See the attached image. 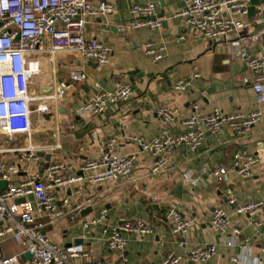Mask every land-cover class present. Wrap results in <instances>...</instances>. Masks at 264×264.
I'll return each mask as SVG.
<instances>
[{"label":"crops","instance_id":"1","mask_svg":"<svg viewBox=\"0 0 264 264\" xmlns=\"http://www.w3.org/2000/svg\"><path fill=\"white\" fill-rule=\"evenodd\" d=\"M101 1L89 0L93 5ZM108 1L115 2L116 11L105 18L89 17L87 38L102 41L112 48L110 64L95 67L90 64L92 62L72 54L55 57L50 79L57 70L60 79L69 81L68 72L76 66L87 73L88 79L74 84L59 102V113L53 106L49 113L40 117L35 123L32 143L35 146L58 145V149L45 153L44 161L61 162L67 174L77 175L87 160L101 157L107 140L116 138L119 142L117 155H136L133 174L119 182L94 184L87 180L82 196L76 195V185H71L67 193L57 190L58 204L63 207V200L68 199L69 205L64 209L72 214L55 223L45 218L44 233L62 247L68 248L78 242V246L89 250L95 259L109 264H162L169 253L187 256L195 247L209 244H216L218 248V255L211 264H255L256 261L264 264V216L249 217L236 212L240 205L264 200V162L253 168L248 179L233 170L237 152L246 150L255 154L259 143L264 148V103L258 102L251 84H245L246 78L254 77L237 57L240 48L252 56L264 53V0H251L248 13L241 18L242 29L217 41L185 26L176 17L186 0ZM137 4H154L156 15L153 19L160 20L161 27L128 29L130 9ZM149 44L166 47L164 58L158 63L145 51ZM58 57L66 60L61 73ZM196 74L200 76L195 78ZM261 78L264 80V75ZM181 79L189 82L183 93L175 89ZM96 83L103 91H113L117 83H127L133 96L127 103L112 105L103 114L83 119L78 111L85 100L98 92ZM50 88V85L43 87L42 94L48 93ZM32 90L37 93L34 87ZM194 105L204 114L215 109L224 114L244 115L260 110L263 119L248 138L226 128L220 134L206 135L195 152L185 145L180 146L169 157V170L151 176L153 155L142 151L130 137L150 142L162 131L157 115L160 107L174 108L185 118L193 113ZM181 131V127H176L171 133ZM93 133L98 134L97 139L93 138ZM16 144L24 145L26 140L21 138ZM2 158L11 165L17 164L16 155ZM31 168L35 171L38 167L32 165ZM216 169H225L227 174L211 178L210 173ZM185 175H190L194 183L186 181ZM25 177L20 174L16 181ZM88 207H92L93 212L82 215V210ZM170 208L177 209L185 218L196 220L183 247L178 243L179 238L171 234L170 223L165 220ZM215 208H222L230 216L232 225L225 238H219L210 227ZM103 209L107 210L105 221L85 228L87 221ZM122 218L143 220L153 232L147 236L125 235L128 241L125 250L111 252L105 231L118 225ZM234 227L241 229V236H234ZM244 238L249 240L246 247L242 243ZM226 239L232 245H228ZM25 251L18 238L0 241L4 257L17 256L22 260ZM233 257H237L239 263L234 262Z\"/></svg>","mask_w":264,"mask_h":264},{"label":"built area","instance_id":"2","mask_svg":"<svg viewBox=\"0 0 264 264\" xmlns=\"http://www.w3.org/2000/svg\"><path fill=\"white\" fill-rule=\"evenodd\" d=\"M251 0H186L185 6L178 13L185 26L199 30L205 37L220 40L239 32L243 23L241 18L248 13ZM116 11L115 2L103 0L93 5L89 0H0V182L5 181L7 188H0V241L18 238L24 245L31 259L25 263L17 257H4L0 252V264H109L102 259H95L91 252L82 246L62 247L54 242L44 229L49 218L50 223L72 214L65 211L69 200H63V207L58 204L55 192H68L71 185H76V195L82 196L83 184L89 180L94 184L108 181L119 182L133 174L136 155H117L119 142L116 138L107 140L104 152L97 159L87 160L79 169V174H67L66 166L58 161H44L47 151L58 149L56 146H35L32 138L35 133L34 115L40 117L54 111L59 113L58 104L65 98L75 83L88 79L87 73L76 66L68 72L69 81L60 79L58 71H53V78L44 87L51 86L50 91L38 95L32 90V81L44 74L43 59L49 56V62L55 65L58 54L79 56L85 62L109 65L112 48L96 39L87 38V19L89 17L105 18ZM154 4L133 5L130 9L131 19L127 24L130 30L150 27L160 28L161 22L153 19L156 15ZM264 35V32H263ZM146 53L155 63L164 58L166 47L161 45L146 46ZM237 57L253 74L254 79L246 78L245 84H251L258 102L264 103V53L260 56L248 55L243 48ZM196 74L194 77H199ZM189 82L181 79L175 89L179 93L186 91ZM98 90L91 98L85 100L78 111L83 119H90L105 113L112 105L127 103L133 91L127 83H117L113 91H103L98 83ZM188 117H180L176 109L160 107L157 115L162 131L152 141L132 136L142 151L150 152L154 157L149 171L151 176H158L169 170V157L177 148L185 145L191 152L197 151L208 134H220L224 129L234 131L238 136L248 138L256 125L263 119V113L255 110L248 115L241 113L224 114L215 109L204 114L197 105ZM181 127L182 131L172 134V130ZM24 138L26 144L16 142ZM93 138H98L93 133ZM5 155H16L17 164H10ZM264 148L257 145L255 154L246 150L237 152L233 159V170L237 175L248 179L252 170L264 162ZM32 165L36 170L32 171ZM41 169V172H40ZM20 174L25 178L16 181ZM227 174L225 169H216L210 173L211 178ZM184 179L194 183L190 175ZM31 197L32 200H29ZM25 199L23 203L17 200ZM90 203V201H88ZM80 211V208H78ZM240 215L264 216V200L238 206ZM107 210L87 221L85 228L105 221ZM74 219V217H71ZM170 223V231L179 238L181 247L186 245V236L194 227V218H185L177 209L170 208L165 214ZM231 219L222 208H215L211 215L210 227L225 238L231 228ZM107 247L111 252H123L127 246L125 235H150L152 228L143 220L122 218L118 225L106 230ZM234 236H241L239 227L232 228ZM248 239L242 243L246 247ZM232 245V242H228ZM218 255L216 244L195 247L187 256L169 253L162 264H211ZM232 260L239 263L237 257ZM255 264H262L256 261Z\"/></svg>","mask_w":264,"mask_h":264},{"label":"rangeland","instance_id":"3","mask_svg":"<svg viewBox=\"0 0 264 264\" xmlns=\"http://www.w3.org/2000/svg\"><path fill=\"white\" fill-rule=\"evenodd\" d=\"M59 61V68H60V73L62 72L61 70L63 68H65L66 65V60H63L61 57H58ZM49 56H46L43 59V63L45 66V71L44 74L41 75L40 77L35 78L32 81V87H34L37 90L38 95H44L43 93V87L49 82L50 79V73H52V67L53 64L49 62ZM45 92V91H44ZM34 122L37 123L38 122V116L34 115ZM44 119V118H42Z\"/></svg>","mask_w":264,"mask_h":264},{"label":"water","instance_id":"4","mask_svg":"<svg viewBox=\"0 0 264 264\" xmlns=\"http://www.w3.org/2000/svg\"><path fill=\"white\" fill-rule=\"evenodd\" d=\"M90 64L94 65L95 67L98 66L97 63H93V62H92V63H90ZM39 156L43 157L44 155H43V154H39ZM49 158H50V157H47L48 160H49ZM0 188H1L2 190H5V189L7 188V183H6L5 181L0 182ZM23 202H25V199H20V200H17V201H16V203H23ZM92 212H93V208H92V207H88V208L82 210V215H89V214H91ZM75 245H79V243L76 242ZM71 246H72V244L69 245V247H71ZM30 259H31V255H30L29 253H25V254L22 256V260H23L24 262H26L27 260H30Z\"/></svg>","mask_w":264,"mask_h":264}]
</instances>
